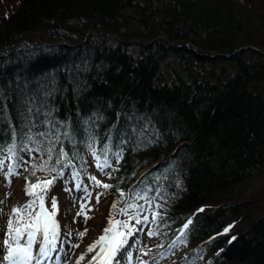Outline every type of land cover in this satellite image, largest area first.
I'll return each instance as SVG.
<instances>
[{"label": "trees", "instance_id": "obj_1", "mask_svg": "<svg viewBox=\"0 0 264 264\" xmlns=\"http://www.w3.org/2000/svg\"><path fill=\"white\" fill-rule=\"evenodd\" d=\"M2 4L7 169L26 162L27 178L63 150L53 184L82 179L97 164L86 145L101 162L107 145L108 196L157 204L159 249L182 240L192 263L264 264V0Z\"/></svg>", "mask_w": 264, "mask_h": 264}, {"label": "rangeland", "instance_id": "obj_2", "mask_svg": "<svg viewBox=\"0 0 264 264\" xmlns=\"http://www.w3.org/2000/svg\"><path fill=\"white\" fill-rule=\"evenodd\" d=\"M5 0H0V10H8L7 7H3L2 2ZM64 44V43H63ZM5 165L8 162L4 159ZM35 165L39 162H34ZM27 163L15 170L16 174L8 176L7 169L4 167L0 171V240L9 239V242L15 246V242L11 241L8 237L7 221L9 219L13 220L14 226H23V221H20L17 216L12 214L14 209L23 208L24 205L28 204L32 197L27 195L26 186L29 181H46L48 179L47 174L44 172H34L32 170L27 178L23 180L20 178L19 174L25 170ZM6 169V170H5ZM89 171L85 176V181L79 182H69L66 184H56L52 187L51 191L47 190V197H45V207L51 212V200L55 198L58 205L57 217L60 221L61 228L58 230V240L55 248H62L60 243V237L62 239H67L69 243L68 253L63 259V262L70 263L77 257L82 255L87 258L84 259L85 264L89 258L95 255L94 252H88L90 245H93L97 240V236L104 233V229L108 227L109 217L111 216L114 220L128 221L132 227V234L128 236L127 243L123 248L117 253L113 264H189L191 257H185L188 250L187 244L182 240L178 241L172 249H159L158 244L160 242V234L155 231V217L154 211L158 208L156 203H146L144 204L145 211L141 213L140 220L141 223H137L135 219L130 220V216L133 215L132 211H129V215H121L119 209L125 208L127 204L124 200H119L115 209L112 208L115 200L112 203V198L108 196L106 189L102 187H96L94 182L90 177H96L102 183H106L105 173L108 172V168H105L103 172L97 168L94 161L91 162L89 166ZM31 179V180H30ZM264 180H257L253 184V190L259 189L263 185ZM80 184V188L76 187V184ZM25 185V186H24ZM86 189V191H85ZM90 193V196H88ZM99 195V202H97V196ZM87 204V216L85 219L84 215H77L81 212V205ZM90 209V211L88 210ZM38 208L29 210L28 212H21L24 220H28L30 215H35ZM59 212V213H58ZM144 216H147V220H144ZM127 233V229H121ZM155 233L154 235H149V233ZM79 233H83L80 236ZM19 243L22 246H26L27 237L26 234L21 237ZM73 245H78V247H73ZM39 236L37 237L36 244L33 245V250L38 251L40 247ZM5 249V254L7 253V245L3 243L0 248ZM182 250V251H181ZM184 254H181L184 252ZM181 251V252H180ZM94 253V254H92ZM179 253V256H178ZM1 256V255H0ZM200 258L197 259L192 264H199ZM202 260V258H201ZM192 262V261H191ZM92 264V261L89 263Z\"/></svg>", "mask_w": 264, "mask_h": 264}, {"label": "snow or ice", "instance_id": "obj_3", "mask_svg": "<svg viewBox=\"0 0 264 264\" xmlns=\"http://www.w3.org/2000/svg\"><path fill=\"white\" fill-rule=\"evenodd\" d=\"M31 139V138H29ZM33 143H36L33 141ZM92 155L96 157L97 160V168L104 171L105 168H111V164L107 161V152L109 151V147L107 145L102 149V154H104L105 159L103 162L100 161V157L97 155L95 148L91 143L86 145ZM15 144H11L6 147V151L9 153V159L15 158ZM0 150H4L3 147H0ZM28 151H41L42 154L48 155L49 159H51V154L53 152V148L49 146L48 148H42L41 145L37 144L35 148L27 149ZM67 153L63 150L57 153L55 164L49 166L48 160H45L40 165H32L34 172L42 171L46 173H56L55 176H50L46 181H29L26 186V193L30 197H32L31 201L24 205L23 208L14 209V214L19 218L20 221H23V226L16 227L14 226L13 220L9 219L7 221V229L8 237L11 241L15 242V246L9 242V239L3 241L5 245H7V255L5 259H7L10 264H32V261L35 259L36 264H44V261L50 258V253L56 251V243L58 240V224L55 220V216L58 211V205L55 198L51 200V206L53 211H49L45 207V194L49 189V186L53 184L54 180L61 178L63 176V168H68L71 165V161L65 162L62 157H65ZM114 155L119 159L121 157V153L117 152ZM26 163V162H24ZM57 165H62L63 168L58 170ZM5 167V162L3 159H0V171H2ZM19 163H14L12 167L8 168L7 175L11 176L16 174L15 169L19 168ZM108 175V173H105ZM79 173L73 170L71 172V178L77 179ZM90 179L94 182L96 187H102L104 189H109L113 187L112 185L102 183L100 180H97L96 177H90ZM77 188H80V184H76ZM86 191V189H85ZM119 191V195L121 198L124 197V192ZM90 196V193H88ZM144 198L140 192L131 191L129 195V202L125 208L119 209V213L121 215H129V211L131 210L133 215L130 216L131 219H135L137 223H141L140 215L145 211L143 205H138L135 203L136 200ZM97 202H99V195L97 196ZM120 201H116L113 203L112 208L115 209L117 203ZM146 202L150 203V201ZM38 208L35 215H30L28 220H24V217L21 215V212H28L29 210ZM87 204L81 205V212L77 215H84L85 219H88L87 216ZM90 211V209H88ZM203 209H201L202 211ZM158 215V213H154ZM144 220H147V216H144ZM191 223V221H189ZM187 224L185 225V228ZM121 229H127V233ZM26 234L27 243L26 246H22L19 241L22 236ZM132 234V227L130 226L128 221H120L114 220L111 216L109 217L108 227L104 229V234L99 237V239L88 248V252H98V255L92 257V264H113V260L115 259L117 253L124 245L127 243L128 236ZM155 233H149V235H154ZM80 236H83V233H79ZM39 236L40 247L37 255L34 257L33 255V245L37 242V237ZM73 247H78V245H73ZM84 256L82 255L79 259L84 260Z\"/></svg>", "mask_w": 264, "mask_h": 264}, {"label": "bare ground", "instance_id": "obj_4", "mask_svg": "<svg viewBox=\"0 0 264 264\" xmlns=\"http://www.w3.org/2000/svg\"><path fill=\"white\" fill-rule=\"evenodd\" d=\"M95 255H98V252H95ZM0 258H1V256H0ZM87 262H89V260ZM69 264H85V261L84 260L81 261L80 259H76L73 262H70Z\"/></svg>", "mask_w": 264, "mask_h": 264}]
</instances>
